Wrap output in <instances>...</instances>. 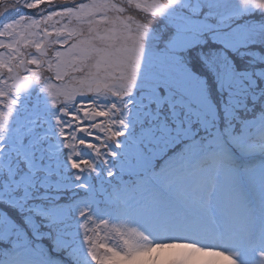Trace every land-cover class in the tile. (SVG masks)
Wrapping results in <instances>:
<instances>
[{
	"label": "snow or ice",
	"instance_id": "1",
	"mask_svg": "<svg viewBox=\"0 0 264 264\" xmlns=\"http://www.w3.org/2000/svg\"><path fill=\"white\" fill-rule=\"evenodd\" d=\"M162 194L186 223L160 226ZM177 242L264 264V0H2L0 264Z\"/></svg>",
	"mask_w": 264,
	"mask_h": 264
},
{
	"label": "rangeland",
	"instance_id": "2",
	"mask_svg": "<svg viewBox=\"0 0 264 264\" xmlns=\"http://www.w3.org/2000/svg\"><path fill=\"white\" fill-rule=\"evenodd\" d=\"M2 2V0H0ZM87 2V0H84ZM28 11V10H26ZM36 11V10H35ZM34 11V12H35ZM31 12H33L31 10ZM33 12V13H34ZM14 12H9L10 16H13ZM15 15V13H14ZM150 173V172H147ZM125 179V178H124ZM189 184L197 185L200 183V177L190 176L187 180ZM145 191L141 196H149L152 194H157L159 189L157 185L153 182L152 176L144 180ZM101 191H104L101 189ZM252 192V193H250ZM139 194V193H137ZM210 194V190H209ZM252 196L258 197V192L255 189L251 188V191H248L245 188H239L233 193L234 201V210L242 212L244 210L252 209ZM161 205L158 209V214L160 217V226H171V225H182L186 223L185 217L179 207L174 203H171L165 198V196L160 195ZM211 211H218L216 207V197L212 196V204L210 206ZM196 254H201L197 261L193 263L190 262L191 257ZM147 258L138 257L134 259H118L114 261V264H166L172 258H178V264H231V261L224 259L213 249H201L193 247L189 244L183 242H177L173 244H168L164 246H158L153 248L150 252L146 254Z\"/></svg>",
	"mask_w": 264,
	"mask_h": 264
},
{
	"label": "trees",
	"instance_id": "3",
	"mask_svg": "<svg viewBox=\"0 0 264 264\" xmlns=\"http://www.w3.org/2000/svg\"><path fill=\"white\" fill-rule=\"evenodd\" d=\"M32 11L34 12L35 10H32ZM131 177H132V175L131 176H126V181H128ZM178 263H179V259L178 258H172L166 264H178Z\"/></svg>",
	"mask_w": 264,
	"mask_h": 264
},
{
	"label": "bare ground",
	"instance_id": "4",
	"mask_svg": "<svg viewBox=\"0 0 264 264\" xmlns=\"http://www.w3.org/2000/svg\"><path fill=\"white\" fill-rule=\"evenodd\" d=\"M199 256H201V254L193 255V256L191 257L190 262L193 263L194 261H197V260L199 259Z\"/></svg>",
	"mask_w": 264,
	"mask_h": 264
}]
</instances>
